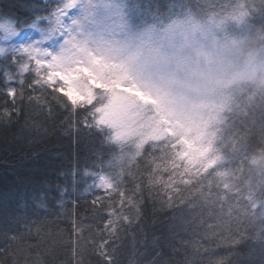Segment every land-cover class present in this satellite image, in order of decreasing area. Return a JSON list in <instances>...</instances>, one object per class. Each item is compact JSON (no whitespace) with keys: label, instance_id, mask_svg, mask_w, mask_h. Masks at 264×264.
<instances>
[{"label":"snow or ice","instance_id":"1","mask_svg":"<svg viewBox=\"0 0 264 264\" xmlns=\"http://www.w3.org/2000/svg\"><path fill=\"white\" fill-rule=\"evenodd\" d=\"M48 19L50 23L61 22L60 6ZM0 28L15 32L7 22L0 24ZM22 40L11 60L17 66L20 79L18 87L4 89L8 98L15 101L26 90L30 101L51 96L65 100L89 112L87 119L109 130L108 139L120 146V151L109 162L110 170L97 174L99 183H95V187L108 190V195L95 197L90 206L92 219L103 222L104 228L93 234L89 227L92 242L86 244L83 221L74 219L72 232L78 239L57 243L49 249L52 264L59 249L70 247L74 257L90 250L98 254L97 264H119L117 241L130 233L135 241L136 230L144 225L149 208L153 215L159 212L167 216V228L161 237L143 241L145 255L152 257L147 264H192L187 257L175 261L164 257L169 255V250L177 253L185 243L199 245L198 241H184L185 235H199L207 240L211 233L212 238L235 245L248 228L264 221V123L250 121L247 113H241L238 118H220L209 130L195 135L171 127L146 133L143 127H129L118 112L106 111V105L96 95L99 89L41 54L39 41L30 36ZM3 52L0 48V53ZM25 74L33 78L27 80ZM4 76L6 84L13 80V75L7 71ZM5 111L12 115V111ZM257 123L260 124L258 142L249 146V137L256 131ZM225 160L234 166L223 163ZM250 164L256 166L255 171L249 169ZM105 211L107 220H104ZM209 220L213 224L208 225ZM43 223L27 215L0 220V264H41L39 257L33 260L26 255L39 249L41 243L23 246L21 243L32 238L31 225ZM259 228L264 229V223H260ZM39 233L37 227L36 234ZM105 233L108 240H104ZM97 239L101 243H96ZM204 254L209 256L208 264H226L228 259L227 254L218 260L211 259L215 256L212 249H204ZM76 264L84 262L76 260Z\"/></svg>","mask_w":264,"mask_h":264},{"label":"trees","instance_id":"2","mask_svg":"<svg viewBox=\"0 0 264 264\" xmlns=\"http://www.w3.org/2000/svg\"><path fill=\"white\" fill-rule=\"evenodd\" d=\"M134 7L135 21L157 19L163 22L169 16L182 11L192 10L199 17L210 13L227 15L234 20L244 21V27L264 23V0H128ZM57 2L54 0H0V15L14 21L18 29H23L39 17L52 13ZM131 7V8H132ZM132 12V11H131ZM13 51L0 55V220L13 216L27 215L33 220H42V225L33 224L32 238L22 241L24 244L41 243L39 249H33V260L40 258L41 264H52L53 257L49 249L57 243L75 242L78 237L72 232L74 219L83 221L86 244H91L92 233L104 228L103 222L92 219L91 203L95 197H106L108 190L95 187L94 174L110 170V161L120 151V147L108 139L105 129L95 126L87 117L89 112L75 108L67 101L55 96L47 99L29 100V93L22 91L21 96L11 101L6 95V87H18L20 79L17 66L11 63ZM13 75V80L5 83L4 73ZM33 75L25 74L31 80ZM229 114L222 113L223 119L238 118L247 113L248 119L264 123V91L250 85L240 92L230 103ZM12 111V115H7ZM260 124L248 140L249 146L258 142ZM227 155V150H225ZM225 164L234 166L229 160ZM255 171V165L248 166ZM118 200V197L116 198ZM75 202V204H74ZM159 209V205H157ZM170 215V213H169ZM104 220H107L106 211ZM167 216L153 215L148 209L144 225L137 229L135 241L131 233L127 238L117 241L120 252L119 264H147L152 257L143 241L161 237L167 228ZM256 227L246 230L235 245H227L221 239H214L211 233L208 239L185 235V243L177 253L169 250L165 260H183L186 257L192 264H208L209 256L204 249H212L215 256L211 259H228L226 264H264V229ZM213 224L209 220L208 225ZM40 228L39 235L36 234ZM207 227V225H205ZM9 230H12L9 228ZM203 232V229H201ZM107 233L104 240H108ZM96 243H101L97 239ZM197 248L199 250L197 251ZM99 256L90 250L83 256H73L72 248L59 249L55 264H97Z\"/></svg>","mask_w":264,"mask_h":264},{"label":"rangeland","instance_id":"3","mask_svg":"<svg viewBox=\"0 0 264 264\" xmlns=\"http://www.w3.org/2000/svg\"><path fill=\"white\" fill-rule=\"evenodd\" d=\"M54 1L57 2L56 7L60 6L59 24L50 23L48 17L51 13L18 29L12 19L0 15V24L10 23L15 29L14 33H8L0 28V48L4 49L0 55H6L9 50L14 52L16 46L23 42L22 38L30 36L36 39L40 42L41 54L48 55L62 69H71L82 80L94 84L99 89L96 95L106 105V111L118 112L129 127H143L146 133L169 127L183 129L193 135L203 133L222 118V113L229 114L232 99L248 87L247 84L234 87L222 99L200 96L180 101L131 77L126 70V58L121 55L130 33L148 26L162 29L178 16L222 25L229 32L244 30L238 19L214 12L199 17L184 8L178 9L182 11L180 14L169 16L164 22L154 18L138 22L133 19L135 8L129 5L128 0ZM236 55L239 57L241 54ZM105 130L109 136V130ZM97 174H94L96 184L99 183Z\"/></svg>","mask_w":264,"mask_h":264},{"label":"clouds","instance_id":"4","mask_svg":"<svg viewBox=\"0 0 264 264\" xmlns=\"http://www.w3.org/2000/svg\"><path fill=\"white\" fill-rule=\"evenodd\" d=\"M121 55L131 77L180 101L222 99L244 84L264 91V23L229 32L178 16L162 29L130 33Z\"/></svg>","mask_w":264,"mask_h":264}]
</instances>
